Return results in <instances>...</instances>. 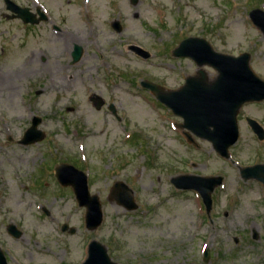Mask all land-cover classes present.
I'll return each instance as SVG.
<instances>
[{"label":"rangeland","instance_id":"obj_1","mask_svg":"<svg viewBox=\"0 0 264 264\" xmlns=\"http://www.w3.org/2000/svg\"><path fill=\"white\" fill-rule=\"evenodd\" d=\"M12 1L33 13L42 7L48 20L25 25L9 19L0 0V247L8 261L81 264L96 240L117 264H258L264 241L232 242L245 229L231 227V218L222 216L225 192L217 191L218 221L215 209L208 216L194 191L170 182L182 174L223 175L225 188L241 187L236 166L207 141L192 135L195 143L187 142L175 126L182 119L140 83L174 89L183 77L196 75L192 60L172 57L179 41L190 36L206 39L220 53H249L251 69L264 80V35L249 19L251 10H264V0ZM113 20L120 22V33L112 29ZM74 45L83 55L72 64ZM131 45L150 57H139ZM203 69L209 80L216 76ZM93 95L102 98L100 109ZM33 116L41 119L45 138L23 146L19 141ZM246 116L264 122V102L240 110V135L230 155L242 165L262 164L264 143L253 140ZM59 163L87 174L89 192L101 204L103 219L95 230L86 229L85 208L72 189L57 182ZM115 181L133 191L137 209L128 211L109 198ZM10 223L22 237L7 234ZM65 223L73 234L62 232ZM258 229L264 236L263 224Z\"/></svg>","mask_w":264,"mask_h":264},{"label":"water","instance_id":"obj_2","mask_svg":"<svg viewBox=\"0 0 264 264\" xmlns=\"http://www.w3.org/2000/svg\"><path fill=\"white\" fill-rule=\"evenodd\" d=\"M6 10L11 12L9 18H19L23 23L38 24L44 20L39 13V18L31 13L28 8L19 7L12 0H4ZM136 3L137 0H131ZM249 17L256 27L264 34V12L255 9L249 13ZM112 27L121 31L118 21L112 22ZM133 50L143 57H148L147 52L133 47ZM175 56L192 58L201 67L208 65L214 68L218 75L208 82L202 70L198 71L197 77H188L185 86L178 91L164 92L159 87L150 83L144 85L152 89L157 98L172 109L174 114L184 120L182 127L188 129L196 136L211 142L212 147L220 155L227 157L228 148L238 138V125L236 116L239 109L246 102L264 100V82L260 80L250 69V55L243 53L237 57L218 53L210 44L202 38H188L183 40L173 52ZM72 63L80 60L82 49L75 46L72 51ZM96 108L103 104L99 97L92 99ZM256 132L262 131L255 121L248 119ZM41 119L34 117L31 126L25 131L20 143L27 145L43 139L44 134L37 127ZM248 177L264 181V165L244 168L241 170ZM55 176L63 186H71L79 206L86 208L85 224L88 230L96 229L102 222V211L99 199L96 195H90L87 180L84 173L71 165L60 164L55 167ZM221 178H204L184 175L172 179L177 188L195 189L199 191L207 206L210 207V194L219 185ZM110 199L116 200L127 210H134L133 192L122 182H115L110 190ZM63 226V230L67 229ZM7 232L19 238L22 233L14 225L7 226ZM74 233V229H70ZM208 253L205 254V259ZM0 264H5L4 256L0 250ZM82 264H116L111 261L106 247L92 241L89 244L88 257Z\"/></svg>","mask_w":264,"mask_h":264},{"label":"flooded vegetation","instance_id":"obj_3","mask_svg":"<svg viewBox=\"0 0 264 264\" xmlns=\"http://www.w3.org/2000/svg\"><path fill=\"white\" fill-rule=\"evenodd\" d=\"M37 9L38 8L36 7V10ZM47 20H48V17L45 21ZM181 85L182 84H180V87ZM257 122L259 126L262 128V132H261V135H263L262 140L259 139L258 134L254 133L250 125H247V127L249 129V132L252 135L253 140L257 144L261 145L264 143V124H263L264 122L263 121L261 122L260 120H257ZM236 175H237V179L239 180L238 183L242 184L243 186L241 185V187H235L232 189L231 188L222 189L220 187L216 188L212 195L210 216L212 215V212L215 209V212H214L215 220L220 221L219 218L221 217V215L220 217H218V214H221V213L224 218H231L229 222L231 227H235V229L237 227H241L242 229L243 227L245 229L243 232L239 233L238 235H233V237L231 238L232 242L236 245H239L240 243L248 242L252 244L253 246V243L255 242L264 241V236L261 235L258 229L260 224H263V227H264V181L259 180V179H253V178H245L240 173V171H238ZM224 180L225 179L223 178V183H224ZM246 185H248L249 187H244ZM250 185H256V186L250 187ZM217 191L226 193L223 203L221 204L224 208L221 213L216 212L218 201L221 198V194L217 193ZM221 201L222 199L220 200L219 204L221 203ZM212 221L214 223V220H210L211 223ZM7 226L5 228L6 232H7ZM246 228L248 230H246ZM22 235L20 237H22ZM11 237L14 239L20 238V237L15 238L13 236ZM212 237H213V234L210 233L209 238H212ZM0 250L2 251L1 247H0ZM2 253L4 255L5 264H11L8 261L5 253L3 251ZM209 261H210V258H209ZM256 263L264 264V257L261 255L260 256L256 255Z\"/></svg>","mask_w":264,"mask_h":264},{"label":"bare ground","instance_id":"obj_4","mask_svg":"<svg viewBox=\"0 0 264 264\" xmlns=\"http://www.w3.org/2000/svg\"><path fill=\"white\" fill-rule=\"evenodd\" d=\"M140 112L138 111V112H136V114H139ZM144 115V114H143ZM147 126H152L151 124H148ZM99 134H102V132L100 133L99 131L98 132H96L93 136H97V137H99Z\"/></svg>","mask_w":264,"mask_h":264}]
</instances>
